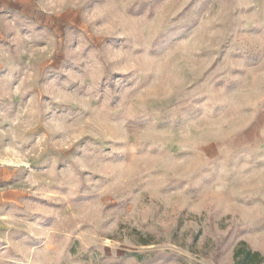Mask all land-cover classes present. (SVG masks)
Segmentation results:
<instances>
[{"label": "rangeland", "instance_id": "1", "mask_svg": "<svg viewBox=\"0 0 264 264\" xmlns=\"http://www.w3.org/2000/svg\"><path fill=\"white\" fill-rule=\"evenodd\" d=\"M0 264H264V0H0Z\"/></svg>", "mask_w": 264, "mask_h": 264}, {"label": "crops", "instance_id": "2", "mask_svg": "<svg viewBox=\"0 0 264 264\" xmlns=\"http://www.w3.org/2000/svg\"><path fill=\"white\" fill-rule=\"evenodd\" d=\"M14 171L8 165H0V232L11 213L12 202L19 195V190L12 182Z\"/></svg>", "mask_w": 264, "mask_h": 264}, {"label": "trees", "instance_id": "3", "mask_svg": "<svg viewBox=\"0 0 264 264\" xmlns=\"http://www.w3.org/2000/svg\"><path fill=\"white\" fill-rule=\"evenodd\" d=\"M259 252L252 250V248L246 245V242L243 241L238 245L235 250V264H251L252 260L259 256Z\"/></svg>", "mask_w": 264, "mask_h": 264}]
</instances>
